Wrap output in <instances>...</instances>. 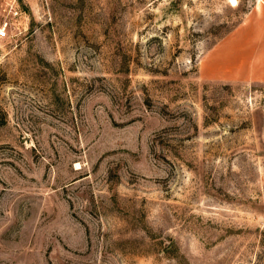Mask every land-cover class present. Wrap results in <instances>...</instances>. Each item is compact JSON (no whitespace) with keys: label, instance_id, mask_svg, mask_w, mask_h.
Segmentation results:
<instances>
[{"label":"rangeland","instance_id":"obj_1","mask_svg":"<svg viewBox=\"0 0 264 264\" xmlns=\"http://www.w3.org/2000/svg\"><path fill=\"white\" fill-rule=\"evenodd\" d=\"M0 264H264V0H0Z\"/></svg>","mask_w":264,"mask_h":264},{"label":"built area","instance_id":"obj_2","mask_svg":"<svg viewBox=\"0 0 264 264\" xmlns=\"http://www.w3.org/2000/svg\"><path fill=\"white\" fill-rule=\"evenodd\" d=\"M7 36V30H6V27L3 26V27H0V39H3Z\"/></svg>","mask_w":264,"mask_h":264}]
</instances>
